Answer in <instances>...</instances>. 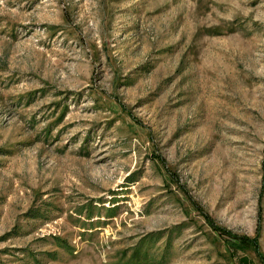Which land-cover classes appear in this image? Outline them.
I'll return each instance as SVG.
<instances>
[{"label":"rangeland","instance_id":"374dc122","mask_svg":"<svg viewBox=\"0 0 264 264\" xmlns=\"http://www.w3.org/2000/svg\"><path fill=\"white\" fill-rule=\"evenodd\" d=\"M0 264H264V0H0Z\"/></svg>","mask_w":264,"mask_h":264},{"label":"trees","instance_id":"16d2710c","mask_svg":"<svg viewBox=\"0 0 264 264\" xmlns=\"http://www.w3.org/2000/svg\"><path fill=\"white\" fill-rule=\"evenodd\" d=\"M217 230L220 232L221 236L224 237H234L235 239H239L241 242L246 243V242H251L254 244V247L256 248V250L258 251V253H261L258 250V237L255 236L254 238H247V237H243V236H234L232 235L230 232H228L227 230L223 229V228H217ZM261 255V254H260Z\"/></svg>","mask_w":264,"mask_h":264}]
</instances>
